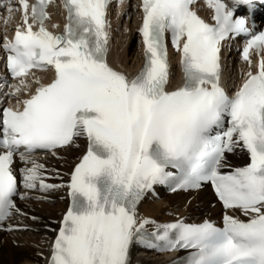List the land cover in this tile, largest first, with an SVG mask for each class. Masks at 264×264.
Returning a JSON list of instances; mask_svg holds the SVG:
<instances>
[{"label": "snow or ice", "instance_id": "6c2138e0", "mask_svg": "<svg viewBox=\"0 0 264 264\" xmlns=\"http://www.w3.org/2000/svg\"><path fill=\"white\" fill-rule=\"evenodd\" d=\"M53 3L0 0L5 25L16 21L11 35L7 26L0 35L8 73L0 230L29 228L9 222L28 215L18 201L64 190L67 206L50 229L44 264H131L133 246L184 250L169 264H264V30L236 14L251 11V0H204L208 19L196 0H138L143 61L134 74L108 58L110 0H59L62 26L52 21ZM238 36L244 67L230 91L222 49ZM169 40L183 73L177 86ZM80 138L86 147L67 173L42 162L39 153L63 159L59 150L79 147ZM237 150L246 162L233 166L228 154ZM205 184L222 205L221 223H189L179 213L160 221L139 209L157 186Z\"/></svg>", "mask_w": 264, "mask_h": 264}, {"label": "bare ground", "instance_id": "6f19581e", "mask_svg": "<svg viewBox=\"0 0 264 264\" xmlns=\"http://www.w3.org/2000/svg\"><path fill=\"white\" fill-rule=\"evenodd\" d=\"M134 5H136L135 2L123 3L115 9V13L111 12L109 14L112 25L109 61L115 66L123 68L129 74H134L143 61V47L137 33L140 15L139 9L135 8ZM50 11L52 13V21H58L62 26L64 20L60 14L59 2L55 1L53 6L50 7ZM15 22V20H12L8 25L3 24L0 28V35L3 34L5 26L9 28V35H11V27ZM131 44L132 51L130 54H127L125 48H130ZM178 59L179 55H173L171 58L170 86H177L181 83L179 82L181 75L177 66ZM243 67L244 63L234 60V56L233 58L222 57V83L225 87L234 88V85L241 78L240 72ZM0 72H2L1 62ZM43 75L47 77L51 73L48 72ZM77 144L79 147L73 145L59 150L63 159H57L47 153L39 155L42 162L49 168H56L62 173H67L86 147L84 138H80ZM66 149L67 151L63 152ZM228 160L231 165L240 166L246 162V156L237 150L233 154H228ZM50 182L55 183L58 181L53 179ZM47 195L49 199L44 200L45 202L35 199L28 200L27 202L23 201L24 204L30 205V207L25 208L28 215L15 222L28 225V231H15L7 234L0 232V264H44V258L48 255L49 251L50 238L54 237V233L50 229L57 227L56 222L61 218L68 202L64 190L53 191ZM18 203L21 204V201H18ZM39 203L43 206L41 207ZM139 209L143 214L150 215L160 221L175 219L177 218L176 213L184 216L186 221L197 222L205 218H221L223 213V209L214 200L207 187L196 191H180L172 194L161 193L158 198H152L147 195L141 201ZM32 216H37L38 219L33 220L31 219ZM157 256L152 250L133 246L130 260L131 264H158L160 257Z\"/></svg>", "mask_w": 264, "mask_h": 264}, {"label": "rangeland", "instance_id": "374dc122", "mask_svg": "<svg viewBox=\"0 0 264 264\" xmlns=\"http://www.w3.org/2000/svg\"><path fill=\"white\" fill-rule=\"evenodd\" d=\"M129 39H130V37H129ZM131 42L133 43L132 40H131ZM127 46H128V45H127ZM131 48H132V44H131L130 48H129V47H126V48H125V51L127 52V54H130V52L132 51ZM68 150H70V149H68ZM65 151H67V149H66V150H63V152H65ZM37 201H38V200H37ZM43 201H44V200H43ZM41 202H42V201H41ZM44 202H45V201H44ZM21 204H24V202L21 201ZM39 205H40L41 207L43 206V205L40 204V203H39ZM27 207H30V205L27 204ZM32 208H33V207H32ZM23 217H24V216H21V217H15V218L13 217V219H11V222H12V223H14L15 221L17 222L18 219H21V218H23ZM25 217H26V216H25ZM25 217H24V218H25ZM16 222H15V223H16ZM19 231H25V232H26V231H28V230H19ZM13 232H14V231H12V232H10V233H13ZM5 234H7V233H5Z\"/></svg>", "mask_w": 264, "mask_h": 264}]
</instances>
